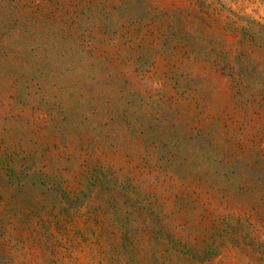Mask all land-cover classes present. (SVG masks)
I'll use <instances>...</instances> for the list:
<instances>
[{
    "label": "rangeland",
    "instance_id": "374dc122",
    "mask_svg": "<svg viewBox=\"0 0 264 264\" xmlns=\"http://www.w3.org/2000/svg\"><path fill=\"white\" fill-rule=\"evenodd\" d=\"M0 264H264V0H0Z\"/></svg>",
    "mask_w": 264,
    "mask_h": 264
}]
</instances>
